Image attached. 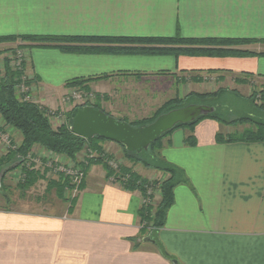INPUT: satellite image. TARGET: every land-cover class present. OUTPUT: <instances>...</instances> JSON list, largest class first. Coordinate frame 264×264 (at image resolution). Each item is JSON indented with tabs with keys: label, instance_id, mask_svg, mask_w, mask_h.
I'll use <instances>...</instances> for the list:
<instances>
[{
	"label": "crops",
	"instance_id": "0c3cea01",
	"mask_svg": "<svg viewBox=\"0 0 264 264\" xmlns=\"http://www.w3.org/2000/svg\"><path fill=\"white\" fill-rule=\"evenodd\" d=\"M25 35L262 40L264 0H0V37ZM25 49L38 104L44 106L60 89L69 93L67 83L74 79L108 76L85 83L87 90L97 94L104 112L127 122L140 113L133 108V95L153 103L159 86L167 82L176 88L174 98L201 93L211 81L230 80L229 90L244 99L258 87L264 90L262 43L241 47L256 52L254 57ZM246 74L253 75L249 82L237 83ZM137 82L148 84L143 87L148 92H138L137 87L135 93ZM114 98L128 100L131 109L113 105ZM0 124L19 145L21 134ZM241 127L242 133L252 128ZM231 128L205 119L193 128L174 130L162 141V157L183 171L186 182L175 188L165 227L149 238L179 264H264V142H218L219 133H234ZM192 135L195 146L186 142ZM6 154L0 142V157ZM121 163L145 179L165 177L142 165ZM11 176L21 178L22 173L17 170ZM108 176L103 164L90 166L72 211L54 191L48 193L53 199L44 208L13 201L14 207L7 206L1 196L0 264H173L151 242L134 248L131 239L140 236L143 199ZM39 185L48 195L47 183Z\"/></svg>",
	"mask_w": 264,
	"mask_h": 264
},
{
	"label": "trees",
	"instance_id": "16d2710c",
	"mask_svg": "<svg viewBox=\"0 0 264 264\" xmlns=\"http://www.w3.org/2000/svg\"><path fill=\"white\" fill-rule=\"evenodd\" d=\"M17 42H23L22 46L25 48L54 47L64 53L71 54L171 55L179 58L180 56L254 57L257 55L256 52L241 49V47L258 43L264 44V39H189L183 38L180 35L175 37L152 38L42 35L0 37V46ZM262 55H264V53H262ZM18 76L19 74L8 71L7 75L0 79V116L5 127H10L18 131L22 136L21 143L19 145H15V149H11L5 156L0 157V175L3 169L7 166L20 160H22V163L17 168L6 173L2 177L0 181V190L11 191V187L7 186L5 182L11 173L21 169L22 177L16 186V190L26 193L29 189L44 181L47 183V194L54 191L56 197L60 201L70 205L69 211H72L78 197H75L74 199L67 197V191L68 189H71L70 178L65 175H60L56 179H49L51 170L44 168V171H42L41 168L35 166L34 162L30 165H26L27 157L31 153L34 154L33 151L36 147H41L52 154L67 157L71 159L73 163L77 162L76 164L78 165L79 162L77 159L83 151H86V156L89 155L88 151H95L99 154V156H94V158L88 159L86 158V161L81 163L83 164V170L85 173L93 164H103L109 172V178L114 177L115 181L121 183L123 189L139 193L142 199L147 200V202L142 205L140 210L142 223L140 236L131 239L133 244H135L134 248H139L144 242H151L157 250L165 256L166 259L171 261L173 264H179L153 238L148 240L153 231L160 230L165 227L168 212L175 203V188L182 182H186V180L183 179V171L168 163L161 155L162 141L171 132L165 134L157 142L153 143L148 151H144L140 154L136 152H129L125 149V147L120 145L123 149V155L126 161L132 163L133 165H142L147 169L159 171L165 176L163 179H145L135 173L132 169L126 167H122L121 171L118 173L108 164V160H112L114 158L113 155L109 156L106 154L104 149L97 144V141L110 143L114 142L107 141L100 137L85 139L72 132L71 126L73 118L76 116L81 107L72 109L69 113H67L66 123L58 127H54L48 117V108L42 107L36 102L21 101V99L17 96L15 86L16 78ZM252 76L253 75L251 74H246V79H239L237 80V83H248ZM107 77L108 76H100L97 78L74 79L68 82L67 86L72 88H87L85 83ZM227 92L234 94V91L223 88H220L215 92L207 93L190 92L185 98L176 97L167 101L151 118L129 123L134 127L147 126L153 123L164 113L190 105L192 103L190 101L192 100L204 102V100L210 97L221 98ZM262 94L263 102L261 104H256V108L264 112V92ZM254 95L250 97L252 102H254ZM94 107L98 110H103L98 104ZM205 119L215 120L225 126L237 127L251 125L252 127L240 134L233 133L224 135L219 133L217 135L218 142H264L263 122H258L251 117L226 120L217 112V109L214 113L198 118L192 124L179 125L175 130L179 128H193L200 121ZM119 120L126 121L125 119ZM186 142L189 146H195L197 143L194 135L189 137ZM150 190L152 192L149 194ZM155 194L159 195L158 200L155 199ZM2 196V200L6 202L7 206H9L12 203L10 193H5ZM153 200H157L158 203L154 204Z\"/></svg>",
	"mask_w": 264,
	"mask_h": 264
},
{
	"label": "rangeland",
	"instance_id": "374dc122",
	"mask_svg": "<svg viewBox=\"0 0 264 264\" xmlns=\"http://www.w3.org/2000/svg\"><path fill=\"white\" fill-rule=\"evenodd\" d=\"M2 46H5V45H2ZM2 46H0V54L3 55L2 57H5L6 53L9 50L6 51V49H3ZM23 48L26 51L25 47H23ZM6 64H7V61L4 59V63L2 64V66H4L6 68L7 67ZM0 79H2V78H0ZM147 86H148V84H146V83L137 82V84L134 85L133 89L136 91V92L134 91L135 93L140 92V90L148 92L146 89L143 90V87H147ZM137 87H138L139 91L135 89ZM159 87H160L161 92L157 93V96H156L155 101L153 103H151V101L146 103L145 100L142 99V97H144V96H140L139 98L138 97L136 98L135 95H133V99L131 100L133 105H134L133 108L135 110H138V112H140L139 114L136 115V116H138V118L135 117L136 118L135 121L151 118L155 114V112L159 110L160 107H162L167 101L173 99L174 96L176 95L175 94V89L176 88H173L174 85L172 84V82L171 83L167 82V83H165L163 85H160ZM220 88L229 90L230 88H232V83L230 82V80H228L226 83H223V84L222 83H218L216 81H211V82H209V84H207L203 88V90L201 89L202 91L201 90L200 91H201V93H207L209 91L213 92L214 90L218 91ZM260 88L261 87L257 88L258 92H260L259 91V90H261ZM72 89H74L75 91H77L79 93H81V92L82 93H92V94H94L95 97L94 98H90V99L81 98V99H78L77 101L76 100H74V101L70 100V102H68V101H65V97L68 95V93L66 94V91L63 88V89L58 90L55 93V96L50 98L48 101L44 102V106L43 107H47V108H50V109H53V110H60V112L62 111L64 113H66V115H65L66 120L64 122H67V113H69L72 109L80 108V107L82 108L85 105H91V104L94 105V106L97 105V104L100 105L98 96H97V94L95 92H93L91 90H87V88H82V87H75V88H72ZM240 92H242V91H240ZM242 93H244V92H242ZM254 93H256V92H253L250 95V97L252 95H254ZM33 97H35V102L38 104L37 101H39L38 100L39 97L37 95V92H36V94H34ZM36 97H38V99H36ZM250 97L248 99H244V98H241V97L239 98L238 96L235 97L233 95V93L227 92L221 98L210 97V98L204 100V102H200L198 100H192L190 102H192L191 104H202V105L204 104V105H208V106H211V107H215L217 109V112L226 120H233V119H238V118H241V117H251L252 119H254V120L258 121V122H263L264 123V112L255 108L256 104H259L258 100L255 99V97H253L254 102H252ZM177 98H180V97H177ZM183 98H185V97H183ZM120 100L121 99L114 98L112 100V104L113 105L117 104L119 107H122L121 106V103H122L124 106H128V108H129V105L132 106L131 102H129L128 100L127 101H122V102H120ZM40 105L42 106V104H40ZM129 109H131V108H129ZM138 112H136V113H138ZM144 112H145V114H144ZM116 118H120V117L117 116ZM0 122H3L1 116H0ZM131 122H134V121H131ZM53 126L54 127H58V126H60V124L59 123H55V124H53ZM248 126H251V125H248ZM185 129H188V128H185ZM242 129L243 128L241 126H237L235 128L232 127L230 131H233L234 133H242L241 132ZM0 131L3 132V133H7V132L2 131L1 124H0ZM11 140H12V138H11ZM0 142L2 143L6 153H8V151H10L11 149H15V145L13 143V140H12V147H10V148H8L1 139H0ZM97 144L104 149L106 154H108L109 156L113 155L114 158L112 160L115 161L116 164L119 166L118 169H114V170H116L119 173V171H121V168L124 167L121 162L123 160H126L124 158V155H123V150H121V148L119 146H117L116 144H112L110 142H103V141H99L98 142L97 141ZM39 148H40V150H38V151L34 150L33 151L34 154L31 153L27 158L29 159L30 156L34 157V155H36L35 157H37V162H34V161H32V162L35 163L36 167L41 168V170L44 171V168H46V167L48 168V166H47L48 159L50 160V159L54 158L53 157L54 154L48 152L47 150H45V149H43L41 147H39ZM82 153L84 155V151ZM82 153L79 155L78 159L83 157ZM88 153H91L94 156H99V154H97L95 151H88ZM60 157L63 158V156H60ZM68 159L69 158L66 157L65 159H63V162L67 161ZM78 162H79V160H78ZM76 163H73V164H76ZM69 164H70L69 166L72 165V163H70V162H69ZM80 168L83 169V164H81V163H80ZM20 172L22 173L21 169H20ZM151 172H152V170L149 171V173H151ZM60 175H64V174L63 173L62 174L61 173L53 174V172H51L50 175H49V179H52V177H54V176L58 178ZM110 179L113 181L114 177L113 178L111 177ZM19 180H20V177L19 178L18 177L17 178H12V176L10 177V175H9V177L7 178L5 184L7 186L11 187V191H2V190H0V206H1V203L3 202L1 200V196L3 194H5V193L6 194L10 193V196H11L12 201L14 203H17V204L19 203V204H22V205L28 204L29 207H31V206L34 207V205L38 206V203H39V207L40 208H42V207L44 208V207L47 206L46 204L50 203L49 201L53 199L52 195H50V194L46 195L45 194L44 186L39 185L41 182L38 183L35 187L29 189L26 193L21 192L20 190H16V186H17ZM83 182H84V180H83ZM69 194H70V192H69ZM69 194H68V191H67L68 197H69ZM39 198L40 199L42 198V201H43V203L41 205H40L41 202H40ZM43 198H45V199L43 200ZM153 203L157 204L158 201L157 200H153ZM12 204H10V206L14 207V205H12ZM15 207H19V206L15 205ZM154 238L155 239L157 238L156 234L154 235Z\"/></svg>",
	"mask_w": 264,
	"mask_h": 264
},
{
	"label": "water",
	"instance_id": "95a60500",
	"mask_svg": "<svg viewBox=\"0 0 264 264\" xmlns=\"http://www.w3.org/2000/svg\"><path fill=\"white\" fill-rule=\"evenodd\" d=\"M216 111L215 107L202 104L173 109L160 115L153 123L134 127L127 121H121L92 105L81 108L73 118L72 132L85 139L100 137L125 147L129 152L138 154L148 151L150 146L165 134L174 131L179 125L194 123L198 118ZM22 160L7 166L0 175L2 177L17 168ZM150 240V238H148Z\"/></svg>",
	"mask_w": 264,
	"mask_h": 264
},
{
	"label": "built area",
	"instance_id": "2783aa9c",
	"mask_svg": "<svg viewBox=\"0 0 264 264\" xmlns=\"http://www.w3.org/2000/svg\"><path fill=\"white\" fill-rule=\"evenodd\" d=\"M23 42H17L14 44H8L5 46H2L3 49L9 50L5 57H2L3 55L0 54V78H4L7 75L8 71H11L12 73H17L19 76L16 78V86H15V91L17 96L21 99V101L25 102H35V97L34 94H36V90L34 89L33 85V76H31L27 69H26V64L28 61V54L23 48ZM4 59L7 61L6 68L2 66L4 63ZM260 92L257 91V89L254 91L256 92L254 97L255 99L258 100L259 104L262 103L263 97L262 93L264 92L263 90H259ZM263 91V92H262ZM258 92V93H257ZM94 94L92 93H79L75 91L74 89H71V91L68 93V95L65 97V101L70 102V100H78L81 98H94ZM92 105V104H91ZM88 106V105H87ZM94 106V105H92ZM43 107V106H42ZM66 113L60 112V110H52L49 109L48 112V117L51 122V124L59 123L60 125L66 123L64 122L66 120L65 117ZM63 121V122H62ZM57 125V124H56ZM0 139L4 142V144L10 148L12 147V140H11V135L8 133H3L0 131ZM89 155L86 156V152H84V155L82 153V156L79 159L80 163H84L86 161V158H94V155L91 153H88ZM54 154V158L48 159V169L53 172V174L56 173H63L65 176L69 177L71 180V189H68V194L69 198L74 199L75 197H78L83 180L85 178V172L82 168H80V163L78 164H70L68 161H64L63 159L59 156ZM37 162V158L35 159L34 157H29L26 160V165H30L31 162ZM47 162V161H46ZM108 164L112 169H118V165L116 164L115 161L113 160H108ZM46 167V166H45ZM47 168V167H46ZM114 183H117L119 186H122L121 183L116 182L113 179ZM151 190L149 191L150 194ZM147 200L143 199V204L146 203Z\"/></svg>",
	"mask_w": 264,
	"mask_h": 264
}]
</instances>
